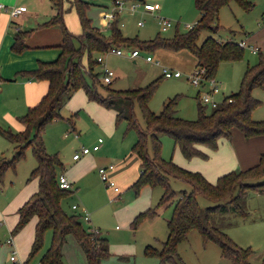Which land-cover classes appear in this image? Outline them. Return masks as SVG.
Wrapping results in <instances>:
<instances>
[{"label": "rangeland", "instance_id": "rangeland-1", "mask_svg": "<svg viewBox=\"0 0 264 264\" xmlns=\"http://www.w3.org/2000/svg\"><path fill=\"white\" fill-rule=\"evenodd\" d=\"M90 3L85 11V16L90 20L91 26L106 33V27L99 25L100 14L105 8L111 6L110 0H80ZM126 4L125 9L118 15L117 27L125 38H132L138 42H145L158 37L171 39L174 34H184L189 29L185 25L194 26L199 19L193 0H122ZM252 7L243 9L231 2L218 10L216 24L217 32L211 34L208 31H200L198 41L200 43L208 35L219 42L231 38L233 41H243L247 47H258L264 50V0H248ZM73 0H61V19L64 28L73 35L80 34V27L74 8L71 7ZM157 4L159 9L154 12H146L142 4ZM135 7L129 11V5ZM157 18L168 20L171 27L161 31L157 25ZM140 22L137 26L136 23ZM9 24H11L9 22ZM120 24H122L120 26ZM13 25V24H12ZM61 34V29L53 25ZM29 30V29H27ZM143 47L145 43H137ZM116 47L120 48L116 45ZM244 47L241 58L235 62L219 63L213 74V78L221 86V90L215 96L217 101L239 89V84L246 67L253 66L259 55H253L248 48ZM139 49V48H133ZM122 55L117 56L106 50L105 52L90 53V58L95 62L97 57L102 59V64H93L91 74H96L97 82L94 84L99 96L104 97L103 87L112 91H128L144 88L154 80L156 86L150 95L146 107L153 114H158L162 104L173 97L176 98L175 116L180 119L192 121L196 119L197 97L196 89L190 84V77L196 61L187 49L169 50L163 47H154L148 50L140 49L138 56L130 58L127 53L132 48H120ZM149 56L151 62H146ZM157 62V65L154 64ZM87 65V53L80 58L83 80L90 85V76L85 72ZM101 65L114 72L115 76L109 84L100 82ZM179 72L178 78H163L161 70ZM2 83V82H0ZM23 85L16 83L0 84V165L2 162L11 160L14 155L15 145L9 141L2 130L14 134L27 131V128L19 120L28 108L25 106L26 93ZM69 98L62 100L58 109V118L51 119L44 124L38 136L41 140L43 152L56 159V175L61 169H67L71 156L81 146H86V141L101 138L100 151L110 155V163L114 165L111 177L119 190L118 195L108 191L100 181L95 170L89 171L86 178L79 184L73 185L66 195L60 200V207L66 214L73 213L78 216L83 230L97 229L100 236L107 244V256L99 264H160L154 256L144 254L145 247L149 246L159 250L161 243L166 239L167 231L165 220L170 214L171 207H156L162 189L159 186H142L135 195L125 184L127 173L137 172L138 165H132L129 158L125 160L122 169L118 161L125 155L135 158L130 148L137 139V132H145V125L141 115V109L135 101L133 113L136 129H127L125 122L117 125L114 121L112 110L105 109L94 101L87 100L80 88H69ZM252 98L259 102L249 116L252 121H263L257 118V114L264 110V87L253 88L250 91ZM203 113L211 110L201 107ZM108 114L109 116L107 117ZM72 128V129H71ZM30 139H34L36 130L31 129ZM243 135L236 129L230 130L228 138H219L216 148L211 150L202 145L197 150L205 158L194 156L185 159L174 145L172 139L164 134L157 136V156L162 161H170L179 169L198 173L207 183L214 184L218 176L231 171L245 170L240 168L234 156L237 152V140ZM96 141V140H95ZM145 150L148 158H153V150L150 137L145 138ZM263 152V151H262ZM260 154V153H259ZM258 154V156H259ZM258 161V157L256 158ZM256 161V163H257ZM230 168L222 171L225 164ZM255 163V164H256ZM131 164V165H130ZM254 164V165H255ZM134 166V167H133ZM253 166V165H252ZM36 167V159L32 146L24 150V157L17 161L14 169L8 168L0 178V264H36L40 262L43 254L50 245L51 231L46 230L42 237L38 252L29 261V254L34 238L35 218H32L17 234L12 235V227L15 222L14 210L8 208L15 201L16 196H27V201L38 191L36 179H30V172ZM251 167V166H250ZM247 169V168H246ZM134 170V171H133ZM221 171V172H220ZM264 182V173L246 181L247 184ZM168 188L173 192L176 200L181 192H191L190 186L176 178L167 177ZM21 191L20 194H18ZM235 195L236 192H233ZM198 207L203 210L216 204H225L229 197L220 201H210L198 194L194 195ZM238 210L224 213H216L209 219V223L217 227L237 247L249 251L247 262L249 264L264 263V192L256 193L246 190L238 201ZM71 205H77V210H71ZM155 208L156 214L151 220H144L135 228L130 227V222L138 213ZM84 210L91 224L81 219ZM93 227H92V226ZM12 238L17 262H11L9 256L11 247L6 244L7 239ZM175 253L180 261L174 258L175 264H231V261L222 258L219 247L210 241H202L195 230H190L185 240L178 243ZM28 261V262H27ZM58 264H87L85 256L73 235L67 234L60 248ZM172 264V263H163Z\"/></svg>", "mask_w": 264, "mask_h": 264}, {"label": "trees", "instance_id": "trees-1", "mask_svg": "<svg viewBox=\"0 0 264 264\" xmlns=\"http://www.w3.org/2000/svg\"><path fill=\"white\" fill-rule=\"evenodd\" d=\"M60 1L50 0L54 14L46 22L48 25H57L61 29L57 57L52 61L38 62V66L34 70L17 73V77L33 81H46V93L38 104L29 107L27 112L19 118L27 131L14 134L2 130L4 136L15 147L11 160H4L0 165V178L6 169H14L16 162L24 157V150L27 147L32 146L36 159V167L30 172V179L37 180L38 191L18 208L16 211L17 222L11 231L12 235L17 234L32 218H36L28 261L38 252L46 230L51 231V240L48 249L40 259V264L59 263L60 248L67 234L74 236L87 264H99L107 256L105 239L97 233L83 230L77 215L66 214L62 211L60 200L68 190L58 188V176L55 173L54 165L56 159L43 152L38 136V132L44 124L51 119L58 118L59 105L62 100L69 98V88H80L87 100L97 102L105 109L112 110L115 124L123 121L127 129H136L133 113L135 101L141 109L145 132H137V139L130 148L131 153L138 159V176L129 188L136 195L142 186H159L162 189V194L156 207H171L170 214L165 220L166 239L161 243L159 250L149 246L145 247L144 254L156 257L160 264H175L174 258L179 261L175 253L176 245L185 240L186 234L190 230H195L202 241L215 243L220 249L221 257L230 260L231 264H249L247 262L249 251L237 248L220 229L212 226L208 221L216 213H224L228 209L237 211L239 198L246 190L256 193L264 192V182L246 183L247 180L255 179L264 173V151L259 154L255 165L245 170L222 174L216 178L214 184H209L198 173L179 169L170 161L160 160L157 156V136L160 134L169 136L185 159L194 156L205 158L196 147L202 145L211 150L215 149L217 140L228 138L231 129L238 130L245 139L264 137V120L252 121L249 116L251 110L259 105V102L251 97L250 91L253 88L264 87V56L259 54L257 62L253 66L245 68L237 92L224 97L221 104L207 114L203 113L202 108L197 105L196 119L188 121L175 116V97L165 101L158 114L148 111L146 103L157 80L144 88L128 91H112L103 87L105 96H99L94 86L97 76L91 74L95 62L91 60L90 53H100L109 48H118L116 45L120 48H139L138 50H148L154 47H163L173 51L187 49L195 58V67L203 68L206 76L213 77L219 63L238 61L241 58L242 50L231 38L219 42L208 35L200 43H197L199 32L208 31L211 34L217 32L216 18L218 10L222 6L233 2L243 9H250L252 4L248 0H193L199 12V19L186 33L174 34L171 39L159 40L158 37H155L149 41L138 42L121 35L117 27L118 19L108 24L106 33L91 26L90 20L85 16V11L90 3L80 0H73L71 4L77 16L80 34H70L62 25ZM26 34L27 32H18L14 36L11 47L13 52L19 53L25 49ZM137 43L145 44L143 47H139ZM84 52L87 53L85 72L90 76V85L84 82L80 66V58ZM228 99L230 102H227ZM31 129L36 130L34 139L29 137L28 131ZM147 136L151 140L153 158H148L146 154L145 138ZM167 177L187 183L191 192L188 194L181 192L179 197L174 200L173 192L168 188ZM233 192L236 194L233 195ZM196 194L213 202L226 197H229V200L225 204H216L201 210L194 198ZM156 207L135 215L130 222V227L135 228L142 221L153 219Z\"/></svg>", "mask_w": 264, "mask_h": 264}, {"label": "crops", "instance_id": "crops-1", "mask_svg": "<svg viewBox=\"0 0 264 264\" xmlns=\"http://www.w3.org/2000/svg\"><path fill=\"white\" fill-rule=\"evenodd\" d=\"M0 5L7 9V11H4L0 8V82H2L0 84L4 86L11 82L23 85L26 89L25 106L29 108L38 104L39 100L44 96L47 90V83L46 81H33L31 79L17 77V73L36 69L38 62L54 60L58 55L57 45L60 43L61 34L53 25L46 24L54 14L50 0H0ZM14 8H22L24 11L16 18H12L9 11ZM99 25L101 27H107L101 20V16ZM18 32H27L24 39V45L26 47L23 51L15 53L11 50V47L14 42V36ZM112 114L114 113L112 112ZM106 115L107 117L109 116L108 114ZM257 118H264V110L257 114ZM95 140H88L86 141V146L81 147H90L95 144ZM236 144L238 147L237 152L234 151V156L240 168L243 169L254 165L257 161L258 154L264 151V137L251 139H245L243 137L241 140H237ZM99 150L100 147L96 152L82 156L78 160L71 159L72 162H69L68 168L61 169L57 176L63 175L69 181L72 188L73 185L79 184L85 179L89 171L95 170L97 172V168L111 164L110 155H107L105 150L100 152ZM130 157L125 155L120 159L117 169L124 167L127 158L133 161L132 165H138L137 157ZM112 166L113 170L114 165L112 164ZM230 167L228 163L220 170L226 171ZM112 170L108 173L109 178L113 177ZM125 178L127 180L124 185L132 184L137 178L136 170L133 173H127ZM20 193L21 191L18 194ZM27 196L21 198L20 196H16L15 201L11 205H7L8 208L14 210V226L17 222L16 211L26 202ZM88 224H91L90 219ZM97 234L100 235L98 230ZM11 248L12 252L14 250V243Z\"/></svg>", "mask_w": 264, "mask_h": 264}, {"label": "built area", "instance_id": "built-area-1", "mask_svg": "<svg viewBox=\"0 0 264 264\" xmlns=\"http://www.w3.org/2000/svg\"><path fill=\"white\" fill-rule=\"evenodd\" d=\"M126 4L122 0H114L111 3L110 7L105 8V11L100 14L101 20L103 23H105L106 26L110 24L113 20L117 19L118 15L125 9ZM135 6L133 4L129 5V11H133V8ZM0 8L3 9L4 11H7V9L3 6L0 5ZM142 9L146 12L154 13L159 9V6L157 4H148V3H143L142 4ZM24 10L22 8H14L9 11V14L12 18H16L18 15H20ZM122 24H120L121 26ZM137 26L140 25V22L136 23ZM157 25L159 26L161 31H165L167 28L171 27V24L168 20L164 18H157ZM187 29H191L193 26L191 25H185ZM237 47L239 48H244L247 47L245 45V42L243 41H238L237 42ZM249 52L253 55H263L264 56V50H260L258 47H247ZM138 49H132L130 52L127 53V55L130 58H135L138 56L139 52ZM108 52H111L117 56L122 55V51L120 48H109ZM146 62H151V58L149 56L145 57ZM95 62L97 64H102V59L100 57H97L95 59ZM154 64L157 65V62H154ZM101 72H100V77L99 80L103 84H109L115 74L111 70H108L105 68L104 65H101ZM161 75L163 78H178L180 77L179 72H170L166 69L161 70ZM190 84L196 89V97H197V103L200 107H207L210 110L217 108L221 102L223 101L224 97L221 99V101H217L215 96L219 93L221 90V86L218 82L214 80V78L211 76H206V72L203 68H198L195 67L193 69V72L190 77ZM226 97V96H225ZM227 102H230V99L227 100ZM102 142L101 138H97L95 141V144H93L90 147H80V149L73 153L71 158L72 160H78L82 156H86L90 153L96 152L99 148L100 143ZM113 168L112 164H108L103 167L97 168V175L100 179V181L103 183L104 187L108 190L111 191L115 196L119 194V190L115 183L109 178L108 173L111 171ZM57 185L59 189L62 190H70L71 189V184L69 181L63 176V175H58L57 177ZM71 210H77L76 205H71L70 206ZM81 219L85 222H89V217L88 214L82 210L81 212ZM89 232H92L94 234L97 233L96 229H89ZM6 244L10 247L13 246V241L12 238L7 239ZM15 251L12 250L9 260L11 262H17L16 256L14 255ZM25 264V263H22ZM40 264V262L36 263Z\"/></svg>", "mask_w": 264, "mask_h": 264}, {"label": "water", "instance_id": "water-1", "mask_svg": "<svg viewBox=\"0 0 264 264\" xmlns=\"http://www.w3.org/2000/svg\"><path fill=\"white\" fill-rule=\"evenodd\" d=\"M140 1V0H139Z\"/></svg>", "mask_w": 264, "mask_h": 264}]
</instances>
